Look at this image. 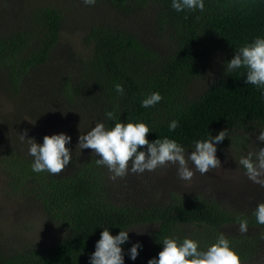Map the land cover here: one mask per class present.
Returning <instances> with one entry per match:
<instances>
[{
  "label": "trees",
  "instance_id": "16d2710c",
  "mask_svg": "<svg viewBox=\"0 0 264 264\" xmlns=\"http://www.w3.org/2000/svg\"><path fill=\"white\" fill-rule=\"evenodd\" d=\"M80 1L28 0L17 13L16 27L1 26L2 77L14 85L32 69L47 64L69 24L68 9ZM103 1L116 11L149 15L160 46L150 44L140 29L94 19L79 40L74 70H61L59 77L52 78L53 84L62 85L60 93L75 110L98 115L108 128L118 121L144 122L151 129L150 142L167 137L185 150L221 130L264 126V88L246 84L244 68L231 72L226 68L240 47L264 37V0H204L203 11L182 12L172 8V0ZM195 82L205 87L199 91ZM117 84L123 86V94L115 90ZM154 92L162 100L143 107V100ZM107 112L113 113L112 120ZM72 116L70 112L68 119ZM173 120L178 127L171 131ZM4 155L0 164H10L15 188L25 196L39 194L42 208L55 225L40 246L0 250V264H90L103 228L117 235L121 230L150 226L122 245L125 264H148L149 259L158 258L165 237L191 238L199 242L200 250H206L223 233L247 261L264 244L260 229L264 225L254 215L257 206L249 211L227 209L214 199L193 195L132 208L108 197L115 193L111 179L106 177V166H97L93 157H81L67 174L52 175L34 172L14 147H7ZM242 220L254 227L252 232L226 229ZM136 242L142 248L132 260L129 250Z\"/></svg>",
  "mask_w": 264,
  "mask_h": 264
},
{
  "label": "rangeland",
  "instance_id": "374dc122",
  "mask_svg": "<svg viewBox=\"0 0 264 264\" xmlns=\"http://www.w3.org/2000/svg\"><path fill=\"white\" fill-rule=\"evenodd\" d=\"M27 1L0 0V28L3 25L16 27L19 20L17 13ZM98 1L93 6L86 5L83 0L74 7L70 6L69 24L62 30L61 40L52 51L47 64L32 69L14 85L0 74V156H6L4 153L7 147H14L24 163L32 165L34 158L28 154V145L19 139V133L27 130L26 139L35 138L39 144L43 143L45 135L65 133L71 137V142L66 147L72 151V160L59 175L72 171L81 157L99 158L91 149L80 150L77 145L79 136L86 134L98 121L102 122L101 118L85 110H75L60 93L62 85L53 84L52 78L58 74L59 77L61 70H74L73 63L81 48L79 40L87 25L95 21L94 19L112 20L119 25L140 29L143 38L151 40L150 44H160L148 23L149 15L145 18L138 11H116L103 0ZM205 80L211 79L207 77ZM194 85L199 91L205 87L201 82H195ZM70 112L73 116L69 120ZM62 116L68 120H62ZM262 130L264 126L257 125L227 133V137L217 144L216 155L221 161V167L211 169L204 175L196 172L191 181L181 180L177 173L178 166L171 164L155 171L146 170L141 174L129 172L115 180L111 179L112 173L105 167L104 170L108 174L106 177L111 179V182L108 180L110 189L115 192L108 197L114 198L116 204L126 203L132 208H143L146 205L155 206L172 201L178 196L199 195L214 199L227 209L252 210L264 201V187L250 181L238 161L250 150L264 147V142L257 139ZM193 150L186 152L190 154ZM13 179L10 164H0V250L5 252L27 246H40L50 238L51 232L54 231L50 227L55 225L42 208L39 194L25 196L26 194L15 188ZM9 187L13 192L9 191ZM190 227L191 225L181 226L186 229ZM226 229L233 233L240 232L239 225L236 224ZM252 229L254 227L248 226L247 233L252 232ZM260 229L264 234V227ZM128 230H131L129 236L136 239L138 232L146 233L150 226H137ZM247 262L264 263V244L253 255V259Z\"/></svg>",
  "mask_w": 264,
  "mask_h": 264
},
{
  "label": "clouds",
  "instance_id": "9594fccd",
  "mask_svg": "<svg viewBox=\"0 0 264 264\" xmlns=\"http://www.w3.org/2000/svg\"><path fill=\"white\" fill-rule=\"evenodd\" d=\"M88 6H93L96 0H83ZM172 8L177 12L184 10H204V0H172ZM227 71L244 68L246 84L264 88V37H256L250 43L240 47L230 61L226 63ZM115 90L123 94V86L117 84ZM162 100L159 92H154L143 100V107H151ZM109 120L114 118L112 112H107ZM178 121L173 120L169 129L174 131ZM151 132L144 122H115L114 127H106L104 122H97L86 134L79 136L77 148L91 149L99 158L97 166H106L112 173L111 179L122 178L129 174H141L155 171L169 164L177 165V173L181 180L191 181L196 172L201 175L211 169L221 167L217 157V144L227 137V130H221L217 135H209L208 139L195 141L194 150L186 152L176 140L167 137L150 142L147 135ZM27 130L19 133L22 143H27L28 154L34 158L32 170L36 173L48 172L52 175L62 173L72 160V151L66 147L71 137L65 133L45 135L43 143L35 138H27ZM257 139L264 142V130L259 132ZM145 150H140V149ZM191 164V166H190ZM238 164L245 169V175L253 183L264 187V147L250 150L241 157ZM254 215L258 224L264 225V202L257 205ZM129 231L121 230L112 235L108 228H103L100 239L95 245V251L90 256V264H125L122 245L129 241ZM239 231H248L247 220L239 224ZM138 234H142L138 232ZM163 248L158 258L148 260V264H248L246 258L231 246V242L221 233L216 241L200 250L199 242L191 238L165 237ZM142 245L133 243L129 250L132 260L139 255Z\"/></svg>",
  "mask_w": 264,
  "mask_h": 264
}]
</instances>
